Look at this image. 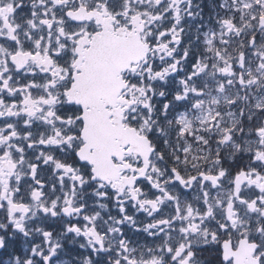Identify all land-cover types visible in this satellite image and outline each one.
Here are the masks:
<instances>
[{"label": "snow or ice", "instance_id": "6c2138e0", "mask_svg": "<svg viewBox=\"0 0 264 264\" xmlns=\"http://www.w3.org/2000/svg\"><path fill=\"white\" fill-rule=\"evenodd\" d=\"M0 264H264V0H0Z\"/></svg>", "mask_w": 264, "mask_h": 264}]
</instances>
